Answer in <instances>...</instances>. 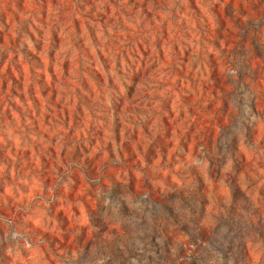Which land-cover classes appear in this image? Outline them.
Wrapping results in <instances>:
<instances>
[{"label":"rangeland","instance_id":"rangeland-1","mask_svg":"<svg viewBox=\"0 0 264 264\" xmlns=\"http://www.w3.org/2000/svg\"><path fill=\"white\" fill-rule=\"evenodd\" d=\"M0 264H264V0H0Z\"/></svg>","mask_w":264,"mask_h":264}]
</instances>
